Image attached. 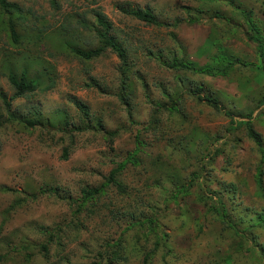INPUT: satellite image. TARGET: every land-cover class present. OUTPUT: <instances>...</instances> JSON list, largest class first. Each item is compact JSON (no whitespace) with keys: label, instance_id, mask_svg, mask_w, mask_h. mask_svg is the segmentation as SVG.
<instances>
[{"label":"rangeland","instance_id":"obj_1","mask_svg":"<svg viewBox=\"0 0 264 264\" xmlns=\"http://www.w3.org/2000/svg\"><path fill=\"white\" fill-rule=\"evenodd\" d=\"M7 1L18 10L0 7V264H264V225L251 226L264 207V49L260 61L241 14L264 33V0ZM97 16L125 65L110 49L70 50L98 45ZM219 52L251 64L215 74ZM10 69L35 89L14 97ZM249 113L262 150L239 124ZM111 169L116 186L80 203Z\"/></svg>","mask_w":264,"mask_h":264},{"label":"trees","instance_id":"obj_2","mask_svg":"<svg viewBox=\"0 0 264 264\" xmlns=\"http://www.w3.org/2000/svg\"><path fill=\"white\" fill-rule=\"evenodd\" d=\"M54 0H51V3L53 4ZM0 7L4 9H10V10H18V6L16 3L9 2L7 0H0ZM121 12L130 15L132 17H135L136 19L143 21L147 24H152L156 26H161L163 23L158 21L154 14L151 12L150 9H140V8H122ZM241 14L244 16V22L246 24V35L249 40L254 42L256 44V50H257V57L261 61V57L263 55V49H264V33H262L261 28L258 26V20L254 19L250 16L248 11H241ZM96 26H94V33L97 38L98 45L95 47H89V48H75L71 47V51L74 55H76L79 58H82L84 60L93 59L97 57L98 55L104 53L106 49H110L112 52L115 53L119 61L125 65L126 59H125V53L122 46L111 36L108 34L109 32V25L106 21L103 20L102 17L97 16L96 19ZM8 30L10 34V39L15 43L18 40V35L16 34V30L13 27V24L11 21H8ZM41 32V30H39ZM36 36L38 37L39 34L37 32ZM214 63H226L223 67H212L215 74L225 76L230 70L234 69L238 65H250L251 63H242L236 60L235 58H230L226 54H223L221 52L217 53L213 58H211V62ZM180 67H184L185 65L183 63H179ZM6 78L9 82V84L14 89V97H19L24 95L25 93L31 92L35 89L37 79L36 78H30L28 76L27 70L21 69L18 73L15 71H12L10 69L7 74ZM123 85V81L121 80V86ZM191 94H195L198 99L204 100L207 104L211 105L214 108H218L217 99L213 96H207V95H200V87H194L190 90ZM124 98L119 95V100H123ZM171 104L173 108L174 101ZM264 102V97L260 99L259 103L262 104ZM24 122L28 123L29 125H32L34 122L29 121L27 119H24ZM240 125L243 126L245 130V134L247 137H249L255 145L262 150V138L260 134L253 128L252 122H251V116L250 113L246 115V119L239 122ZM264 157V152H262ZM130 160H134L131 156L128 157ZM123 165L122 163H119L116 168H121ZM117 169H111L108 172L107 178L105 182L101 183L98 187H85L80 190V197L79 202L83 203L86 199L96 197L99 193L103 191V187L105 184H114L116 186V180H115V174L117 173ZM262 174L261 169L258 168L257 171V177L256 182L258 183L261 191L262 189V179L260 178V175ZM119 189V187H118ZM121 190V189H119ZM121 192H123L121 190ZM221 196L217 197L216 200H219ZM77 208H79V203L77 202ZM219 216L222 218H225L226 216L224 213H222V208L219 207ZM255 225H264V207L260 209L259 212L255 213V218L251 226ZM250 228V227H249Z\"/></svg>","mask_w":264,"mask_h":264}]
</instances>
